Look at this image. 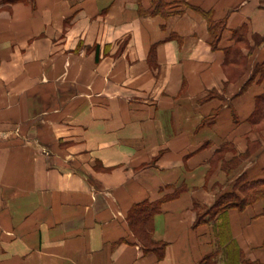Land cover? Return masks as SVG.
<instances>
[{
  "label": "crops",
  "instance_id": "obj_1",
  "mask_svg": "<svg viewBox=\"0 0 264 264\" xmlns=\"http://www.w3.org/2000/svg\"><path fill=\"white\" fill-rule=\"evenodd\" d=\"M155 1L0 0V264H264V199L199 225L195 207L264 178V78L242 91L264 43L241 78L224 67L233 28L264 35V0ZM195 7L225 19L218 48ZM143 201L163 257L130 228Z\"/></svg>",
  "mask_w": 264,
  "mask_h": 264
},
{
  "label": "trees",
  "instance_id": "obj_2",
  "mask_svg": "<svg viewBox=\"0 0 264 264\" xmlns=\"http://www.w3.org/2000/svg\"><path fill=\"white\" fill-rule=\"evenodd\" d=\"M161 1L162 0H156L154 6L149 12L153 14L158 12L168 14V11H162L160 9ZM195 8L208 18L209 29L215 36L214 40L212 41V45L213 48H218L223 34L227 29L225 19L214 20L210 11H205L198 7ZM253 39L255 40V43L252 45L249 37L248 24H244L232 29L233 43L224 49L226 55L224 67L230 81L237 80L245 74L252 52L256 47L264 43V35L254 33ZM245 48L249 49L248 53L244 52ZM258 74L259 80L261 81L264 78V60L256 64L253 75L245 83L242 91H245L249 87ZM210 96L214 95L211 94ZM235 119L238 120L236 114ZM248 121L252 125L254 131H264V92L256 96L255 108L252 114L249 116ZM255 144L257 145L258 143ZM224 153L225 147L219 148L212 158V165L215 167L217 166V163L222 160V167L228 173H232L240 166L241 158L236 157L232 160H226ZM250 153L251 151H248L242 157L246 158L248 155H250ZM213 169L214 168L211 170L213 171ZM177 194L178 193H176V195ZM261 199H264V178L259 180H249L246 175H242L235 182L234 188L231 191L221 193L212 206L205 208L196 203L195 207L198 211L197 225L212 221L224 215V213L229 208H238L240 210H244L249 205L254 204ZM160 209V201H143L136 203L129 212L128 220L130 228L132 229L138 241H140L144 246V250L158 251L159 257H163L166 243L155 241L151 235L153 230L154 215L160 211ZM216 255L217 251L205 257V259L198 264H216ZM252 264L260 263L253 262Z\"/></svg>",
  "mask_w": 264,
  "mask_h": 264
}]
</instances>
